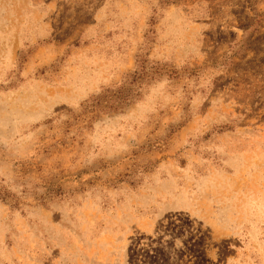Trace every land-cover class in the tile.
Listing matches in <instances>:
<instances>
[{
  "label": "rangeland",
  "instance_id": "374dc122",
  "mask_svg": "<svg viewBox=\"0 0 264 264\" xmlns=\"http://www.w3.org/2000/svg\"><path fill=\"white\" fill-rule=\"evenodd\" d=\"M0 264H264V0H0Z\"/></svg>",
  "mask_w": 264,
  "mask_h": 264
}]
</instances>
